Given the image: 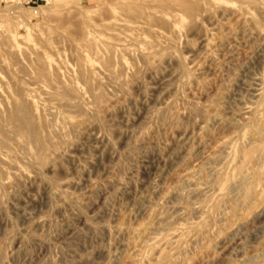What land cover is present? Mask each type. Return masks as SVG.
<instances>
[{"label": "rangeland", "instance_id": "obj_1", "mask_svg": "<svg viewBox=\"0 0 264 264\" xmlns=\"http://www.w3.org/2000/svg\"><path fill=\"white\" fill-rule=\"evenodd\" d=\"M23 1L0 8V264H264V0L159 27Z\"/></svg>", "mask_w": 264, "mask_h": 264}, {"label": "bare ground", "instance_id": "obj_2", "mask_svg": "<svg viewBox=\"0 0 264 264\" xmlns=\"http://www.w3.org/2000/svg\"><path fill=\"white\" fill-rule=\"evenodd\" d=\"M100 1V0H99ZM103 3H105L106 4V10L105 11H102L103 13H105V14H108L109 16L107 17L106 15H104L103 14V16H106L107 17V20L105 19V17H104V19L106 20V21H108V19H110V17H111V20L113 19V18H116V17H118V16H124V17H129L130 15L132 16V15H134L133 17H136V18H138V19H140L141 21L142 20H145V21H153V25L152 26H156V27H159V25L160 24H166L167 22H168V20H170V19H173V20H175V22H178L179 20H180V18H185V17H189V18H191V19H193V21H194V17H196V15H197V13H203V11H205V9L209 6V7H214V0H109L108 2H106V1H104ZM263 4H264V1H263ZM103 7V6H102ZM207 11H208V13H209V10L207 9ZM224 11V10H223ZM229 11H232V10H229ZM85 12V11H84ZM86 12H87V10H86ZM216 12H218V11H216ZM241 12V11H240ZM243 12V11H242ZM207 13V14H208ZM222 13V12H221ZM220 11H219V17L221 16L220 14ZM210 14V13H209ZM212 14V13H211ZM226 14V13H225ZM85 15V14H84ZM203 14H201V16H202ZM216 15H217V13H216ZM222 15H223V13H222ZM84 17V16H83ZM209 17H211V15L209 16ZM84 19V18H83ZM96 19V18H95ZM137 19V20H138ZM91 22V21H90ZM129 22H132L131 20L129 21ZM192 22V21H191ZM124 23V22H123ZM132 23H134V22H132ZM143 24V23H142ZM147 24H149V23H147ZM198 24V23H197ZM196 24V25H197ZM79 26V25H78ZM112 26H115V25H112ZM121 26V25H120ZM201 26V25H200ZM103 27V26H102ZM110 27V26H109ZM119 27V26H118ZM120 28H122V27H119L118 29L119 30H121ZM126 28V27H125ZM80 29V28H79ZM137 29V28H136ZM78 30V29H77ZM125 30V29H124ZM121 31H123V30H121ZM126 31H127V28H126ZM125 32V31H124ZM128 32V31H127ZM15 33H16V31H15ZM81 33V32H80ZM85 33V32H84ZM84 33H82L83 35H84ZM141 33V32H140ZM86 34V33H85ZM78 35H79V33H78ZM40 36H41V34H40ZM61 39V38H60ZM133 39V38H132ZM79 40H80V37H79ZM127 40V39H126ZM129 41V40H128ZM9 42H10V39H9ZM85 42H86V40H85ZM88 44V43H87ZM131 44V43H130ZM128 45V44H127ZM136 45V44H135ZM134 45V46H135ZM133 46V45H132ZM131 47V46H130ZM88 48H90L89 47V45H88ZM127 48V47H126ZM74 51V50H73ZM73 51H72V53H73ZM90 51V50H89ZM16 52V51H15ZM14 52V53H15ZM9 53V52H8ZM15 54H17V53H15ZM47 54V53H46ZM74 54H75V52H74ZM79 55V54H78ZM153 55V54H152ZM36 56V55H35ZM81 56V55H80ZM79 56V57H80ZM145 56V55H144ZM147 56V55H146ZM82 57V56H81ZM36 58H37V56H36ZM82 59V58H81ZM83 59H85V58H83ZM82 59V60H83ZM146 59V58H145ZM97 60V59H96ZM122 60V59H121ZM111 61V63L113 64L114 62H112V60H110ZM263 61V60H262ZM98 62V61H97ZM109 62V61H108ZM122 62V61H121ZM120 62V63H121ZM101 64L103 63V61L102 62H100ZM100 64V65H101ZM111 64V65H112ZM18 65V64H17ZM47 65V64H46ZM79 65V64H78ZM31 66H33L32 64H31ZM39 67V66H38ZM41 68H42V66H40ZM109 67V66H108ZM88 68V67H87ZM122 68V67H121ZM33 69L35 70V68L33 67ZM43 69V68H42ZM53 69H55V68H53ZM79 69H81V68H79ZM83 69V68H82ZM113 69L114 68H112L111 69V71L112 72H114L113 71ZM118 69V68H117ZM44 70V69H43ZM56 70V69H55ZM96 70V69H95ZM95 70H94V72H95ZM123 70V69H122ZM47 71V70H46ZM82 70H80V72H81ZM88 71H89V69H88ZM87 71V72H88ZM111 71H110V73H111ZM120 71V70H119ZM119 71H117V72H119ZM45 72V71H44ZM33 73V72H32ZM47 73V72H46ZM45 73V74H46ZM58 73V75H59V72H57ZM83 73L84 72H81V74L83 75ZM90 73V72H89ZM88 73V74H89ZM120 73V72H119ZM33 75V74H32ZM36 75H38V74H36ZM55 75V74H54ZM111 75H112V73H111ZM110 75V76H111ZM115 75V74H114ZM39 76V75H38ZM56 76V78H57V75H55ZM120 76V75H119ZM122 76V75H121ZM84 77V76H83ZM86 77V76H85ZM90 77H91V74H90ZM93 77V76H92ZM108 77V76H107ZM115 77V76H114ZM59 78V77H58ZM62 78V77H61ZM82 78V77H81ZM105 78V77H104ZM110 78H112V77H110ZM122 78H123V76H122ZM89 79V81H91L92 80V78L90 79V78H88ZM108 79H109V77H108ZM36 80V79H35ZM81 80H83V79H81ZM120 80H121V78H120ZM89 81L87 82V85L88 84H90L91 85V83H89ZM58 82H59V80H58ZM107 82H109V81H107ZM70 83H71V81H70ZM96 83V82H95ZM98 83H100V82H98ZM98 83H96L98 86L100 85V84H98ZM111 83V82H110ZM72 84V83H71ZM85 85V83H83L82 82V85ZM95 84V85H96ZM83 85V86H84ZM86 85V86H87ZM97 85H96V87H97ZM58 86H59V84H58ZM89 86V85H88ZM87 86V87H88ZM113 86V85H112ZM13 87V86H12ZM15 87H16V84H15ZM15 87H14V89H15ZM33 87V86H32ZM35 87V86H34ZM38 87V86H37ZM62 87V86H61ZM66 87V86H65ZM259 87V89H257L256 90V95H255V98L257 99V101H256V99H255V101L258 103V104H256L257 105V111H256V114L257 115H259V116H263L264 117V82H261L260 83V85L258 86ZM59 88H60V86H59ZM20 89V88H19ZM41 89V88H40ZM90 89V88H89ZM98 89V88H97ZM16 90V89H15ZM18 90V89H17ZM43 90V89H42ZM10 91V90H9ZM20 91H22L21 93H23V90H20ZM25 91H27V90H25ZM75 91V90H74ZM7 93H8V90L6 91ZM17 92H19V91H17ZM45 92V91H44ZM96 92V91H95ZM43 93V92H42ZM57 93V92H56ZM70 93V92H69ZM72 93V92H71ZM74 93V92H73ZM73 93H72V96L73 97H76L75 95H73ZM92 93V92H91ZM97 93V92H96ZM16 94V93H15ZM45 94V93H44ZM47 94V93H46ZM45 94V95H46ZM49 94V93H48ZM87 94H89V93H87ZM255 94V93H254ZM8 95V94H7ZM16 95H18V94H16ZM20 95V94H19ZM18 95V96H19ZM43 95V94H42ZM71 95V94H70ZM93 96H94V94H92ZM10 96V95H9ZM48 96H50V95H48ZM52 96V95H51ZM55 96H57V95H55ZM99 96V95H98ZM17 97V96H16ZM52 97H54V96H52ZM51 97V98H52ZM254 97V96H253ZM38 98V97H37ZM92 98H95V97H92ZM98 98V97H97ZM2 99V98H1ZM30 99V98H29ZM35 99V98H34ZM90 99H91V97H90ZM100 99V98H99ZM3 100V99H2ZM23 100H24V98H23ZM22 100V101H23ZM47 100V99H46ZM92 100V99H91ZM15 101V100H14ZM13 101V102H14ZM17 101H18V99H17ZM96 101H98V99L96 100ZM1 102H6L5 100H3V101H1ZM12 102V104L14 105V103ZM26 104H27V102H26V100L24 101ZM48 102V101H47ZM21 103V102H20ZM20 103H17L16 102V105H15V108H16V116L13 118V123H14V130H15V132L16 133H18L19 134V136L21 135V136H25V137H30V138H32V137H34V135H35V133H34V129H33V126H32V120H31V115H29L27 112L28 111H26L25 110V108H24V106H23V104H25V103H23V104H20ZM93 103V102H92ZM260 103V104H259ZM2 104V103H1ZM4 105V104H3ZM29 105H32V104H29ZM7 107V106H6ZM30 107V106H29ZM79 109V108H78ZM28 110H30L31 112H33L34 113V110L32 111V109L31 108H28ZM30 111H29V113H30ZM84 112V111H83ZM30 114H32V113H30ZM250 114V113H249ZM34 116V115H33ZM54 116V115H53ZM258 117V116H257ZM37 119V118H36ZM35 119V120H36ZM43 119V118H42ZM256 121V120H255ZM85 122V121H84ZM7 123V122H6ZM10 123H8V125H9ZM77 125V124H76ZM10 126H12V125H10ZM2 128V127H1ZM3 129V128H2ZM38 129H39V127H38ZM3 132H4V130H3ZM3 132H2V134H3ZM8 132V131H7ZM12 132V131H11ZM35 132H38V131H35ZM7 133H5L4 135H6ZM11 134V133H10ZM38 134V133H37ZM36 134V135H37ZM8 135V134H7ZM15 136V135H14ZM17 136V135H16ZM15 136V137H16ZM40 136H41V134H40ZM40 136H39V138H40ZM3 137V136H2ZM37 137V136H36ZM12 138V137H11ZM16 138H20V137H16ZM22 138V137H21ZM13 140V139H12ZM21 140V139H20ZM24 140V139H23ZM23 140H22V143H23ZM34 140V139H33ZM38 140V139H37ZM0 141H1V139H0ZM3 141V140H2ZM1 141V142H2ZM14 141V140H13ZM40 141V140H39ZM0 142V143H1ZM4 142V141H3ZM7 142V141H6ZM14 142H16V141H14ZM13 142V143H14ZM42 142L44 143V141L42 140ZM19 143V142H18ZM24 143H26L25 145L27 146L28 144V142H24ZM39 143H41V142H39ZM4 144V143H3ZM1 145V147L3 148V146H5V145ZM6 144V146H8L7 144H9L8 142L7 143H5ZM15 145V144H14ZM263 145H264V143H263ZM5 146V147H6ZM10 146H11V144H10ZM1 147H0V149H1ZM4 147V148H5ZM6 149V148H5ZM4 149V150H5ZM8 149H9V147H8ZM248 149V148H247ZM2 150V149H1ZM27 150H28V148H27ZM40 150V149H39ZM14 165V164H13ZM14 167V166H13ZM15 168V167H14ZM35 175V174H34ZM19 176V175H18ZM37 178H39V177H37ZM251 191V190H250ZM81 218V217H80ZM83 218V217H82ZM83 221V220H82ZM84 222V221H83ZM82 222V223H83ZM85 223V222H84ZM89 225V224H88ZM87 225V226H88ZM93 230V229H92Z\"/></svg>", "mask_w": 264, "mask_h": 264}, {"label": "built area", "instance_id": "obj_3", "mask_svg": "<svg viewBox=\"0 0 264 264\" xmlns=\"http://www.w3.org/2000/svg\"><path fill=\"white\" fill-rule=\"evenodd\" d=\"M5 0H0V8H1V4L4 2ZM31 0H24L23 2L25 3V4H29V2H30ZM0 26H1V24H0Z\"/></svg>", "mask_w": 264, "mask_h": 264}]
</instances>
